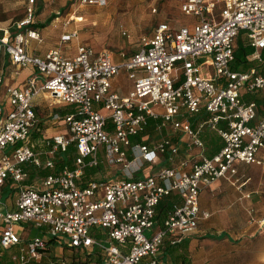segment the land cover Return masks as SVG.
Wrapping results in <instances>:
<instances>
[{"label":"built area","instance_id":"obj_1","mask_svg":"<svg viewBox=\"0 0 264 264\" xmlns=\"http://www.w3.org/2000/svg\"><path fill=\"white\" fill-rule=\"evenodd\" d=\"M29 1L17 31L0 30V57L5 53L17 71L35 69L26 87L7 88L6 114L0 98V191L8 185L15 197L14 207L0 197V252L18 246L17 264H71L48 255L54 243L85 251L74 264H161L165 239L181 243L209 216L199 200L205 187L236 178L241 163L264 168V0H183L182 12L195 20L177 28L158 23L121 63L110 50L89 44L79 45L74 56L59 48L30 54L28 40L42 36L34 28L35 0ZM83 2L103 6L107 0ZM241 33L255 49L247 55L252 67L234 70ZM122 70L133 79L125 96L112 90ZM41 90L71 110L63 116L66 132L36 151L30 137L37 123L34 98ZM202 111L207 115L197 117ZM153 122L160 132L170 124L191 146L204 148L208 130L218 132L224 144L212 156L176 163L182 148L172 133L151 144L144 139ZM71 147L73 167L54 172ZM162 157L172 165L154 170ZM100 164L120 166L124 178L79 183L87 169ZM149 165L151 171L143 173ZM44 168L53 172L39 184L27 183L32 169ZM166 198L172 206L158 226L157 208ZM22 223L42 228L43 235L24 241ZM258 223L264 224V216Z\"/></svg>","mask_w":264,"mask_h":264},{"label":"crops","instance_id":"obj_2","mask_svg":"<svg viewBox=\"0 0 264 264\" xmlns=\"http://www.w3.org/2000/svg\"><path fill=\"white\" fill-rule=\"evenodd\" d=\"M182 1L183 0H181V3ZM188 17L192 19L185 24L195 20L193 16ZM39 19L40 23L35 22L34 28L36 27L41 33L42 39L40 41H35V39L28 40L27 50L30 54L44 56L51 48H59L66 56H74L77 54V48L81 44H89L96 50H101L103 48L99 39L93 38L88 32L82 31L81 34L78 35V29L74 28L80 26L81 29H84V24L63 26L61 22L57 21V19H59L57 16L49 22L44 21L42 18ZM79 19H81V17H79ZM0 30L14 34L17 28L12 29L9 26H0ZM69 33H76V35L68 41L76 40V47L73 52H67L62 48V46L68 43L63 42L62 37ZM241 35L242 40L247 43L246 35L241 33L239 36ZM103 49L108 48L104 47ZM137 51L134 54H136ZM122 55L124 59L119 60L113 53L114 60L121 63L125 60H129L133 56L125 57V53ZM0 75L3 76V83L0 86V98L9 108V104L6 103L7 88L9 86L26 87L29 79L35 75V69L33 67H26L17 71V67L12 64L10 58L3 53L0 57ZM132 80L133 79L129 78L128 72L122 70L119 75L113 78L112 90L121 96H125L133 88ZM42 83L43 81L41 78L40 84ZM53 104L62 105L64 108L54 110L51 113L50 120H47L50 121L49 123L51 126L47 128V130L53 133V129H55L56 132L51 136H46L43 132V127H41L42 121L45 120L39 118V110L43 106H51ZM34 106L37 123L30 137V145L32 148L34 147V150L41 151L44 150L45 145H47L46 141L48 139L58 133L66 132L63 116L66 112L68 113L71 110V106L59 102L45 90H41L34 98ZM198 115L197 117H205L207 114L202 111ZM193 119L195 120L196 118ZM159 133L160 137L158 139H150L149 135H146L144 139L151 144L160 140L165 135L172 133L175 140L180 144V148H182L180 149V155L176 158V163L180 159L196 162L199 161L202 156H212L219 151L224 144L223 139L219 136L218 132L215 131L208 130L203 133L204 148L189 145V138L181 133L174 134L171 125L170 128L166 127L163 132ZM171 165L172 163L167 161L166 157H162V160L155 166L154 170L160 166ZM150 171L151 168L149 165L145 168L143 173ZM35 172L36 170L33 172L32 169L31 176L34 174L36 177L41 178V176ZM39 183L38 181L35 184ZM199 200L201 210L208 213L209 216L202 218L195 232L187 235L181 243L171 245L169 238H166L162 247L163 250L160 252L161 264H264V224L258 223L259 219L264 216V168L262 166L257 164H238L236 178L222 177L217 179L213 184L205 187L201 191ZM12 207H14V205ZM162 221L163 218L158 220L157 225H161ZM19 228L20 232H22V225H20ZM23 240L26 241L27 238ZM3 252L4 250L0 252V264H17L15 260V256L17 255L13 254L12 256H7ZM30 264L41 263L32 262Z\"/></svg>","mask_w":264,"mask_h":264},{"label":"rangeland","instance_id":"obj_3","mask_svg":"<svg viewBox=\"0 0 264 264\" xmlns=\"http://www.w3.org/2000/svg\"><path fill=\"white\" fill-rule=\"evenodd\" d=\"M29 4V0H0V26L17 28V22L26 18V10ZM33 6L36 8V23H40L39 18L47 21L50 16L55 14L59 17L57 21L61 22L63 26L84 24V29H81L80 26L74 28L78 29V35L82 31H86L93 38H98L102 44L101 46L110 49L119 60L124 59L123 53L126 54L125 57H131L139 49L140 37L151 33L159 22L166 21L171 26L178 27L192 19L182 12L181 0H107L106 5L103 6L84 3L83 0H35ZM124 31L127 34H124ZM241 37L242 35L238 37L237 43L242 40ZM66 44L62 48L67 52H73L76 47V40L74 39ZM250 98L257 99V96L253 95ZM3 108L5 114L10 110L6 104ZM60 108L63 109L64 107L57 104L43 106L39 110V118L45 121L50 120L51 113ZM101 111L105 112V110ZM45 121H42L41 127H43L46 136H51L56 130L53 129V133L48 132L47 128L51 126L50 121ZM168 128H170V124H168ZM147 130L150 139L160 137V131L156 130L154 122L150 124ZM71 148L68 152L62 153V156H65V158L71 157L70 159L73 161L76 156L75 147ZM62 156H60V159H62ZM99 175L107 180L124 178L120 166L116 165L103 164ZM40 179L42 178L34 175L27 180V183H37ZM14 198V195H12L6 200L10 206H13ZM22 228L23 239L43 235L42 228L34 227L30 223H22ZM147 235L150 236L151 231H147ZM3 253L7 256L19 255L18 247L13 246L4 249ZM48 255L53 258H64L69 263L74 264L73 261L77 257H80V255L85 256V251L72 252L67 250L63 244L56 245L52 243Z\"/></svg>","mask_w":264,"mask_h":264},{"label":"trees","instance_id":"obj_4","mask_svg":"<svg viewBox=\"0 0 264 264\" xmlns=\"http://www.w3.org/2000/svg\"><path fill=\"white\" fill-rule=\"evenodd\" d=\"M57 15H52L49 17V19L47 20L48 22L51 21L53 18H55ZM253 50H255L253 47H251L250 45H247V43L243 40H239L237 43V46L235 48V60L232 63V68L234 70H247L249 69L251 66V64H249L247 62V55L252 53ZM195 120L193 119V122ZM34 149V147H33ZM44 149H47V146L45 145ZM72 149V148H71ZM62 159L58 158V162H57V166L56 169L54 170V172L59 171L60 169L63 168V166L65 165H69L70 167H73V161L72 159H70L71 157H66L62 156ZM103 167V164H100L96 167L93 168H89L85 171L84 176L82 178V180H80V184L84 185L85 183H87L88 181L91 180H104V177L102 175H99L101 172V168ZM34 172V169H33ZM53 170L44 168V169H38L36 170V174H38L39 176H46L50 173H52ZM32 176H34V174H32ZM101 176V177H99ZM14 192V189L11 188L8 185H5L1 192H0V197L6 201L9 197H11ZM172 203L170 201V199L166 198L164 201H162L157 208V220H160L161 218H164L167 211L171 208Z\"/></svg>","mask_w":264,"mask_h":264}]
</instances>
